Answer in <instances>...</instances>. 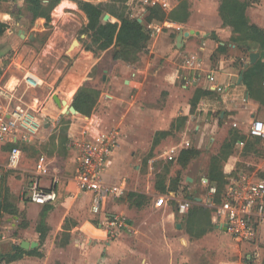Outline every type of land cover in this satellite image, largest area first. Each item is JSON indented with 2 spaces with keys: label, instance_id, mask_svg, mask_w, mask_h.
Masks as SVG:
<instances>
[{
  "label": "crops",
  "instance_id": "0c3cea01",
  "mask_svg": "<svg viewBox=\"0 0 264 264\" xmlns=\"http://www.w3.org/2000/svg\"><path fill=\"white\" fill-rule=\"evenodd\" d=\"M64 1L66 2V0H61V2ZM239 1L244 2L245 0ZM168 2L169 0L167 4ZM213 2L215 3L211 4V8H209L207 4H204L203 0L199 3V12L197 14H191L188 19L190 24H186L185 26V28L188 29L186 31H179L174 44L168 41L166 37L160 39L156 44V48L160 52L158 53L159 55H155V59H160L158 61V69L147 68L143 70L140 68H133L127 64H132L135 60L125 61L112 57V59L118 61V63L125 62L127 64L116 69L113 68L111 71L103 70L104 73H107L103 76V82H105L108 87L105 93H99L98 90L91 89L81 84L76 88V91L73 92L72 99V95L68 100L60 99L58 96L54 95L60 102L64 100L67 106H73V98L79 87L97 92V102L89 116H91L97 108L98 102H103L107 107L111 106L110 108L113 114L112 121L116 122L117 118V123L121 125V119L124 118L125 120V116L131 114V108L134 106V112H137V107L140 105L136 103L135 95L131 92L139 91L141 86L157 88L160 93H163V98L158 104L161 106L157 110L158 115L155 116L156 118L146 122L145 129L147 130L146 135L149 137L148 141H150L151 147L154 148L157 147L161 141L166 138H171L172 134H174L175 137H172L173 142L171 147L167 148L161 156L165 159L167 157L168 163L176 164L181 171L187 169L190 161L196 158L200 153H208L206 173L200 178V184L205 190V193L198 196L190 193L185 196V199H179V190L182 192L189 189L188 186H190L194 180L186 176L185 181L187 188L182 186V179L177 175L171 176L169 165L164 164L162 168L154 172V191H139L130 188L123 202H118V199H108L103 204L101 212L95 215L91 211L92 195L87 192H79L73 179L78 166L76 159L78 151L76 148L74 149V168L71 177L60 180L57 176L52 175L49 184L47 186L42 184L41 186L45 189L51 188L53 180L56 179L57 183L54 187L58 194V200L61 196V189L66 193L65 199L74 200L80 195L81 197L76 205L82 206L84 202H88L89 214L92 223H94L92 226L93 231L85 229L84 223L80 217L78 218L72 208V204L69 203L68 200L63 202L57 200L58 202L56 201L54 204L39 205L30 202L25 197L22 201V205H17V208L20 210L24 209L25 211V222L20 224V227L18 226L19 232L17 234L14 232V229L17 227L14 222L9 225L0 223V264H168L169 257L171 259V257L175 256L173 252L170 253L168 251L169 241L167 239L169 232V223L167 221H169L170 217L174 216V213L160 215L158 219L161 221V225L154 228L152 227L146 232L141 228L140 223H137L135 220L132 221L131 214L133 212L134 216H140L141 214L139 213L147 211L150 207H155L157 209L166 208L170 200H176L179 203L184 200L190 202L188 213L179 214L177 207L175 210L183 221L173 222L176 231H178L180 235H186L192 239L207 236L213 237L218 241L223 237V239L229 238L234 241L226 231L224 222L221 219H217L215 216V205L224 198L225 191L231 179L237 178L242 174L239 173V175L235 177L231 176L227 178L226 171L224 170V165L228 166L230 169L233 168L235 160L233 156L234 148L239 146L242 152L244 151V154H254V142L251 143V140L247 137L253 138L254 140L261 139L251 137L248 134L249 127L246 132L245 129L240 126V121L245 117L251 118L252 121L257 119L256 117L264 118V86L253 82L252 89L249 91L242 80L239 82V78L242 76V71L244 70V65L248 63L249 54L251 52L238 47L231 41L233 29L229 25H224L221 17L218 15L220 0H213ZM246 2L245 14L249 23L264 29V0H246ZM1 4L0 2V12H2ZM172 8L168 6L167 10L163 11L169 14L173 11ZM9 13H11L12 16L14 10H11ZM11 16L7 19V24ZM108 19H110V16ZM19 22L22 23L23 21ZM177 23L172 29H175ZM179 24H181V22ZM172 29L168 31L170 32ZM6 30L9 29L6 27ZM180 34H182V42L180 46H177V37ZM173 47L176 48L177 51L184 53L182 57V68L185 70L184 76H180L177 70H172L174 61L170 54V49ZM220 47L225 48L224 51L220 50ZM156 48L154 45V52H156ZM154 52L151 51V53ZM242 52H245L244 57L246 58L247 56L248 61L246 62L245 60L241 68L236 69V64L239 61L238 59H242ZM137 55L139 56V53ZM226 56H228L227 60H225ZM186 60H190L191 65H187ZM91 70L92 68H90L87 74L88 76H90ZM25 73H23L22 76ZM22 76L17 78L16 83H14L12 87L8 84L10 79L3 82H6V86H9L8 88L10 89L16 88L17 92V87ZM210 77H213V80H210ZM181 79H184L185 82ZM40 87L32 90H37ZM121 88H123L122 91L131 92L127 94L121 93ZM196 91L207 93L199 97L194 111L191 112V101ZM184 94L187 98L182 102L178 98L182 97ZM103 98L106 99L102 101ZM53 101L55 105L58 106L54 99ZM141 105L139 108L140 112L144 114L148 112L150 114L153 111L149 104ZM58 107L62 116H68L70 114L72 116L87 117L78 112L75 114L65 113L61 110L63 106ZM207 113H218V118L209 119L203 123L195 120L198 116L202 114L207 115ZM119 117L121 118L119 119ZM48 125H50V123L44 120L43 127L33 145L40 139L41 132L47 130L46 128ZM137 127H140V125ZM224 130L225 132L223 133L225 136H222L221 131ZM122 131L123 127H121V131L117 129L114 131V138L118 140L119 150L117 151V148L114 155L110 158L113 153L112 151L108 157L104 172V181L107 182L105 180V173L107 172L109 173L108 176L111 178V181L107 183L123 188L125 195L126 184L121 180V174L123 171L122 157L126 152V143L124 142L126 138L120 136ZM101 132H98L97 136L101 135ZM245 132L247 133L246 136L244 135ZM221 136L222 140L219 145L217 141ZM95 138L96 136L94 139ZM80 141L88 140H76L74 142ZM31 145H21L23 154L25 149ZM186 151H194L195 154L193 156H189L188 154L181 156L182 152ZM235 161H239V158ZM212 166L214 167L212 168ZM0 167L8 170L4 167L2 161H0ZM215 167L222 172L224 184L220 190H217L216 195H211L208 191L209 187L214 186L217 189V184L219 183L217 179H210V171ZM40 173L41 172L35 174L30 182L35 178L39 180ZM243 174L254 179L264 180L250 173ZM62 180L64 181L61 186ZM120 199L121 198H119V200ZM160 199H162V202L158 204L157 201ZM110 200H113L115 203ZM147 201L148 203H146ZM123 212L130 218L123 215ZM0 213L9 214L10 216L13 215L15 220L19 218V216L16 215V208L14 213L4 211L3 209H0ZM110 214H120L127 218L126 227L115 233L112 237H108L104 225L105 219ZM67 217H73L74 220L70 222L65 236L62 237L60 234L63 233V225ZM175 218L172 217V220ZM11 219L12 218L8 217L6 221H10ZM253 225L256 226L257 230L256 241L234 242L241 248L249 247L252 251L256 252L258 259L255 261V264H264V219L259 221L258 219L253 220ZM126 231H129L132 235L131 240L128 242L124 239H119L121 233ZM22 241L35 242L37 245L25 250L20 247ZM17 246L25 252H32L34 249H37L41 255L37 256L23 253L15 260L7 262V257L13 256L18 252Z\"/></svg>",
  "mask_w": 264,
  "mask_h": 264
},
{
  "label": "rangeland",
  "instance_id": "374dc122",
  "mask_svg": "<svg viewBox=\"0 0 264 264\" xmlns=\"http://www.w3.org/2000/svg\"><path fill=\"white\" fill-rule=\"evenodd\" d=\"M48 1L49 0H42V3L47 4ZM87 1L96 4L104 0ZM201 1L202 0H169L168 6H170V8L173 7L172 9L176 11L173 17L177 19L183 18L184 23L181 22V24H179L180 22H175L177 23L175 29H172L170 32L165 30L161 35L159 34L157 37L149 38L146 49L140 52L139 56H135L136 63L127 64L125 62L118 63V61L112 59L114 52L118 49L116 46L110 47L104 51L94 52L93 49L95 46L92 44L89 34L84 32V28L87 24L86 16L78 9L73 1L66 0V2L62 4L60 11L54 12L58 4L51 14V27H44L32 21L30 14L25 9L23 0H0L2 3V12L14 10V14L7 24V29L9 30H5V33L0 38V78H2L3 81L10 79L8 84L12 87L14 83H16L17 78H20L25 72H32L38 75L43 82L39 89L28 90L23 85L19 84L16 95L17 97H22V100L28 103L31 108L43 115L45 122L50 123L46 128L47 130L41 132L40 139L34 145L32 144L25 149L19 169L9 171L0 167V202H2V200L3 202H8V209L12 212V209L16 208V215L19 216V218L15 220L13 215L10 216L9 214L0 213V223L8 225L12 222L16 223L17 227L14 229V232L17 234L19 232L18 226L25 222V211L24 209L20 210L17 208V205H22L28 184L30 180L33 179V176L41 172L39 180L41 185L43 184L44 186L49 184L52 175L57 176L60 180L70 178L74 168L73 156L74 149H76L73 145L74 141L94 139L95 136L97 137L98 132L101 131L103 132H101L102 135L114 136L115 129L121 131V127H123V131L120 136L126 138L124 141L126 143V152L122 157L123 171L121 174V180L126 184V194L121 197L120 200L118 199V202L124 201L127 191L130 188L139 191H154V172L162 168L164 164L169 165L171 176L177 175L182 179V186L187 188L185 181L186 176L194 180L193 183L188 186L189 189L182 192L179 190V199H185V196L190 193L196 196L205 193V190L200 184V178L206 173L208 153H200L196 158L190 161L187 169L181 171L176 164L168 163L167 157L165 159L161 156L167 148L171 147L173 138L175 137L174 134H172V139L166 138L154 148L151 147L150 141H148L149 137L146 135L147 130L145 129L146 122L156 118L155 116L158 115L157 110L161 106L158 104L163 98V93H160L157 88L141 86V89L137 92H126L122 91L123 88H121V93H133L136 98V103L140 105L149 104L151 106L150 108L153 109L150 114L148 112L144 114L139 111L140 105L137 107V112H134L135 107L133 106L131 108V114L126 115L125 120L124 118L121 119V125L117 123V118L116 122L112 121L113 114L110 108L111 106L107 107L103 102H98L97 108L91 116L79 117L70 114L68 116H62L59 107L55 105L53 101L54 95L65 100H68L72 95V99L73 92H75L76 88L81 84L91 89H96L99 93H105L108 87L107 84L103 82V76L107 73H104L103 70L111 71L113 68L116 69L125 64L143 70L147 68L158 69V61L160 59H155V55H159L158 53L160 51L156 48V44L163 37H166L168 41L174 44L179 31H186L188 29L185 28V26L186 24H190L188 19L191 14H197L199 12L198 8ZM244 2H246V0ZM203 3L211 8V4L215 2H213V0H203ZM145 9L146 6L143 4H132L127 11V16L129 18L140 19L141 22L144 23V19L147 16ZM218 15L221 17L219 9ZM19 21L23 22L20 23ZM22 31H25L26 34ZM154 45L156 52H154L155 49L153 50ZM151 51L154 53H151ZM170 54L174 61L172 70H177L180 76H184L185 70L182 68V57L184 53L177 51V49L173 47L170 49ZM244 56L245 52H242V59H238L239 61L236 64V69H240L245 60L246 62L248 61L247 56L246 58ZM227 57L228 56H226L225 60H227ZM90 68H92V70L90 76H88L87 74ZM181 80L185 82L184 79ZM186 98L187 96L184 94L178 99L183 102ZM105 99L106 98H103L102 101ZM120 118L121 117H119V119ZM216 118H218V113H207V115L202 114L198 116L195 120L203 123L209 119ZM256 118L264 120L262 117ZM251 122V118L245 117L240 121V126L247 132V128L250 126ZM138 125H140V127H137ZM221 132L222 136H225L223 133L225 130ZM246 132L244 134L245 136L247 135ZM222 136L218 138L217 143L219 145ZM247 138L251 140V143L254 142L255 152L254 154H244V151L242 152L240 149L241 147L236 146L233 156L235 160L239 158V161L234 160L232 169L224 165L227 178L231 176L235 177L239 175V173H250L258 178L264 179V138L259 140H254L250 137ZM115 146L110 158L114 155L115 150L119 146L118 140ZM118 150L119 148L117 151ZM108 174L107 172L105 173V180L107 182L111 181ZM63 181L64 180L61 182V186ZM65 194L66 193L61 189V196L58 201L63 202L68 200V202L72 204V208L78 218L80 217L84 223L85 229L93 231L92 226L94 223H92L89 214L88 202H84L82 206H77V201L81 196L79 195L74 200H71L65 199ZM110 201L115 203L113 200ZM146 203H148V201ZM167 204L166 208L157 209L155 207H150L147 211L139 213L141 214L140 216H134L132 212L131 219L132 221L135 220L137 223H140L141 228L146 232L152 227L154 228L161 225V221L158 219L160 215L174 213L172 217L176 218L172 220V217H170L169 221H167L169 223L167 237L169 241L168 251L175 254L171 259L169 257L168 264H255V261L258 259L256 252L252 251L249 247L241 248L229 238L223 239L222 237V239L218 241L213 237L207 236L192 239L186 235H180V233L176 231L173 223L183 222L175 211L179 202L170 200ZM122 214L127 216L124 212ZM8 217L12 219L6 221ZM73 220V217H67L65 220L63 233L60 234L62 237L65 236V232L70 222ZM131 236V233L126 231L121 233L119 239H124L128 242L131 240Z\"/></svg>",
  "mask_w": 264,
  "mask_h": 264
},
{
  "label": "built area",
  "instance_id": "2783aa9c",
  "mask_svg": "<svg viewBox=\"0 0 264 264\" xmlns=\"http://www.w3.org/2000/svg\"><path fill=\"white\" fill-rule=\"evenodd\" d=\"M132 4H143L146 7L158 6L166 11V0H131ZM175 22L168 19L162 21L145 22L144 28L149 38L157 37L165 30L174 28ZM191 65L190 60H186ZM213 80V77L209 78ZM19 84L26 89H36L42 85V79L26 72ZM264 86V79L262 82ZM16 88L10 89L0 78V161L8 170H17L21 162L23 151L21 145H31L43 127L44 118L39 112L31 108L22 97H17ZM248 134L255 138H264V120L254 119ZM77 148V170L74 174L76 188L81 193L92 195L91 211L97 215L108 199H119L124 195V189L104 181V172L108 157L116 145L113 135H99L93 140L74 142ZM45 189L38 178H35L27 187L25 197L32 203L39 205L54 204L58 194L54 187ZM209 194L216 195L217 189L209 187ZM162 199L157 201L158 204ZM215 216L221 219L226 231L238 243L254 242L257 239L256 226L253 220L264 219V180L254 179L246 174L231 179L225 191L224 198L215 205ZM190 209L189 201H182L177 206L179 214H186ZM108 237L124 229L127 218L120 214H110L104 222Z\"/></svg>",
  "mask_w": 264,
  "mask_h": 264
},
{
  "label": "trees",
  "instance_id": "16d2710c",
  "mask_svg": "<svg viewBox=\"0 0 264 264\" xmlns=\"http://www.w3.org/2000/svg\"><path fill=\"white\" fill-rule=\"evenodd\" d=\"M78 9H80L87 18V24L84 32L89 34L95 51H104L112 46L118 49L113 54L114 59H122L125 61H134L138 53L146 49L149 36L142 22H138L136 18H129L127 11L130 8L131 0H104L96 4L87 0H71ZM61 2V0H49L47 4H43L42 0H24L26 11L30 14L32 21L39 23L44 27H51L52 10ZM247 2L239 0H220L219 13L224 25H229L233 29L231 41L238 47L245 49L251 53H258L259 56L254 64L248 65L242 71V82L249 91L252 89V83L262 85L264 79V29L249 23L245 8ZM147 16L145 22L153 20L162 21L165 18L173 22H183L182 18H175L171 11L166 14L160 7H146ZM108 14L110 19L103 21V16ZM11 16L9 12H0V38L5 33L7 27V19ZM237 34V35H236ZM221 48V49H220ZM219 49L224 51L225 48ZM88 49V48H87ZM91 51V50H90ZM207 92L196 91L191 104V112L194 111L195 105L199 97ZM97 102V92L89 91L84 87H79L74 95L72 105L79 114L89 116ZM188 154L193 156L194 151L182 152L181 156ZM214 166H212L213 168ZM210 179H217V190L223 187L224 181L222 172L218 168L211 169ZM8 202H0V209L14 213L15 209H8ZM47 210V209H45ZM17 251L13 256L7 257V262L15 260L23 253L40 256L41 253L37 249L32 252H25L17 246Z\"/></svg>",
  "mask_w": 264,
  "mask_h": 264
},
{
  "label": "water",
  "instance_id": "95a60500",
  "mask_svg": "<svg viewBox=\"0 0 264 264\" xmlns=\"http://www.w3.org/2000/svg\"><path fill=\"white\" fill-rule=\"evenodd\" d=\"M108 18H109V15H108V14H105V15L103 16V20H104V21L108 20ZM138 22H140V20H138ZM22 32H23L24 34H26L25 31H22ZM181 42H182V34H180V35L177 37V44H176V45H177V46H180V45H181ZM258 56H259L258 53H250V54H249V61H248L247 64L244 65V69H246V68L248 67V65L254 64L255 61L257 60ZM241 80H242V76H240V78H239V82H240ZM53 99H54L55 102L58 104V106H63V107H61V110H62L63 112H65V113H72V114H75V113H76L74 107L71 106V105H70V106H67L64 100H62V101L60 102L59 99H58L56 96H54ZM36 245H37V244H36L35 242L22 241V242L20 243V247H21L22 249H25V250L28 249V248H33V247H35Z\"/></svg>",
  "mask_w": 264,
  "mask_h": 264
},
{
  "label": "bare ground",
  "instance_id": "6f19581e",
  "mask_svg": "<svg viewBox=\"0 0 264 264\" xmlns=\"http://www.w3.org/2000/svg\"><path fill=\"white\" fill-rule=\"evenodd\" d=\"M65 2V1H64ZM64 2H60L59 5L55 8V11L54 12H59L61 7H62V4H64ZM66 103V102H65Z\"/></svg>",
  "mask_w": 264,
  "mask_h": 264
}]
</instances>
